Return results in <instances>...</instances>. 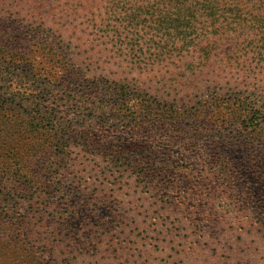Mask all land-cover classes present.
<instances>
[{"label": "rangeland", "instance_id": "obj_1", "mask_svg": "<svg viewBox=\"0 0 264 264\" xmlns=\"http://www.w3.org/2000/svg\"><path fill=\"white\" fill-rule=\"evenodd\" d=\"M87 16L84 10L80 12L77 0H0V25L16 26L19 31L30 25L41 28L36 35L31 33L35 40H27L30 47L19 45L26 42L24 36L11 37L0 30V68H9L7 54L26 52L36 69L55 68L56 77H61V62H57L69 59L72 78L83 73L88 79L81 88L73 89L77 91L60 89L51 75L17 67L5 76L6 95L0 85V96L15 102V108L5 113L4 124L0 122V142H6L7 147L12 145L10 133L21 126L17 116L23 117L31 101L41 105L43 113H57L58 128L73 138L66 148L67 168L53 180L42 176L38 189H31L24 180L17 182L14 161L0 154V193L7 197V202L0 205V264H264V228L249 216L255 211L264 213V191L252 193L248 199L251 206L246 205L242 194L234 191L231 197L220 180L210 175L211 168L205 166V149L222 130L221 120L214 117L205 129L200 124L203 118L191 123L179 118L152 117L142 128L138 147H133L145 153V160L138 157L148 163L146 170L150 171L145 175L132 169L126 171L121 164L128 166L131 162L112 155L129 148L121 133L124 123L113 116L116 107L124 103L108 92L116 84L112 79L119 75L139 79L136 86L132 81L131 87L154 105L187 106L204 93L230 88L233 72L226 69L225 59L216 58L213 67H197L194 71L197 63L191 66L193 57L188 55L181 61L172 56L158 63L154 56L160 49H112L97 38ZM45 43L49 47L40 46ZM49 49L60 57L48 55ZM153 68L159 73H142L143 69ZM183 72L187 76L180 80L173 75ZM96 83L101 84L96 87ZM81 89H88L89 99L83 108L89 117L79 115L73 107L68 109L63 102L68 94L80 95ZM44 93L51 95L47 99L53 97L57 102H44ZM66 111L73 114L68 116ZM230 116L236 119L239 113ZM242 127L240 134L247 129L245 124ZM262 131L257 130L260 137L252 146L264 152ZM86 138L94 142L89 152L84 146ZM167 175H174L180 183L169 201L165 196L157 199L158 190L154 192L151 187V182L156 184L154 179L162 181ZM42 190L47 199L36 202L42 204L39 211L45 216L43 220L36 218L35 208L28 204L16 208L12 202L15 196L38 197ZM54 209L59 213L63 209L75 212L69 227L80 236L60 261L38 253L33 248L36 242L20 239L12 226V219L19 215L25 218L23 224L27 227L41 221L58 227L51 219ZM60 240L59 236L51 238L58 248Z\"/></svg>", "mask_w": 264, "mask_h": 264}, {"label": "trees", "instance_id": "obj_2", "mask_svg": "<svg viewBox=\"0 0 264 264\" xmlns=\"http://www.w3.org/2000/svg\"><path fill=\"white\" fill-rule=\"evenodd\" d=\"M77 3L80 12L84 10L88 13L87 23L97 38L103 40L104 44H109L112 49H160L157 55H152L154 62L158 63L166 62L172 56L181 61L188 55L193 57L191 66L197 63L193 67L194 71L198 69L197 67H213L216 58L225 59L226 69L233 72L229 77L232 81L229 83L230 88L220 87L223 91L219 93H202L203 95L195 102L191 101L187 106L167 105V103L154 105L144 99L137 88L131 87L130 83L134 81L136 86L139 79L136 81L121 75L112 79L116 84L114 88H109L108 92L118 96L124 103L116 107L113 116L124 123L121 133L125 135L126 144L129 145V148L121 154L114 152L112 155L115 154L114 158H124L122 161L125 163L131 162L128 166L121 164L126 171L131 172L132 169L145 175L150 171L146 170L148 163H144L145 153H139L133 147H138L142 128L152 117L179 118L191 123L199 122L203 118L200 124H204L205 129L211 126L210 121L216 117L221 120L222 125L219 127L222 130L214 138L215 141L207 146L209 148L205 147L204 155L207 157L205 166L207 169L211 168L210 175L220 180L222 187L229 190L231 197L234 196L232 193L237 191L242 194L240 196L244 198V203L251 206V201L248 199L251 198L252 193L256 190L260 193L264 191V152L262 148L255 149L252 146V143L258 142L260 137L257 130L264 129V0H77ZM44 28L47 27L43 26ZM40 29L30 25L25 30L19 31L16 26L0 25V30L6 35L16 38L17 36L22 38L19 35L24 36L26 42H19V45H29L28 47L31 44L27 40L32 34L36 35ZM31 39L35 40V37ZM40 46L49 47L47 43ZM47 53L56 58L60 57L58 53L53 52V49H49ZM7 56V59H10L9 68H0V85L4 95L7 94L4 85L5 76L17 67H29L30 71L51 75L55 79V86L60 89L73 90L77 86L81 88L88 81L83 73L72 78L69 59H66L65 63L58 60L57 64L61 62L58 68L63 73L61 77H56L57 72L53 71L55 68L47 70L40 69L41 67L34 68L26 52H12ZM61 57L64 59L66 56ZM146 71L159 73V69L155 68L143 69L142 73L145 74ZM173 75L178 80L187 76L185 72ZM80 81L84 82L77 85ZM100 84L94 85L97 87ZM78 93L80 95L68 94L66 97L68 99L63 98V102L68 109L73 107L75 112L79 111V115L89 117L88 112L83 108L89 99L88 89H81ZM48 96L51 95L42 94V98L45 99L42 100L48 104L57 102L53 97L47 99ZM71 103L73 105L69 106ZM13 104H15L14 100L9 101L0 96L2 124L7 109L15 108ZM27 108L21 115L23 117L17 116L21 119L19 130L10 133V137H13L12 145L7 147L6 142H0V154L9 156L14 161L13 175L17 182L24 180L25 183L30 184L31 189H38L42 176L53 180L57 178L60 170L67 168L69 159L66 148L71 145L73 138L69 137L66 130L58 128L57 113H43L40 109L41 105L32 101ZM232 113H239V116L232 119L230 116ZM65 114L70 116L73 113L66 111ZM243 124L247 128L246 134H240ZM84 142L89 152L94 142L91 139ZM210 147H213V150ZM139 155L143 156L144 160H139ZM164 178L162 181L154 179L156 184L153 186L151 182V187L154 192L158 190L157 199L165 196L169 201L173 194L178 192L180 183L176 182L174 175H167ZM163 190L167 193L165 194ZM0 194L2 206L3 202H7V197L2 192ZM37 194L38 197L15 196L12 202L16 208L23 206L22 204L35 208L34 215L43 220L45 216L40 212L42 204L36 201L41 199L45 201L47 197L44 190ZM67 210L63 209L60 213L56 209L53 210L51 219L58 227L46 226L43 221L35 223L33 227H27L23 224L25 218L19 215L18 218L12 219L14 220L12 226L17 232V237L24 241L36 242L33 248L38 253L53 256L60 261L68 251V247H72L80 237L69 227L75 212ZM2 215L0 213V219ZM249 216L264 228V213L255 211L249 213ZM60 226L61 228L58 229ZM54 236H59L61 239L60 248L51 241Z\"/></svg>", "mask_w": 264, "mask_h": 264}]
</instances>
